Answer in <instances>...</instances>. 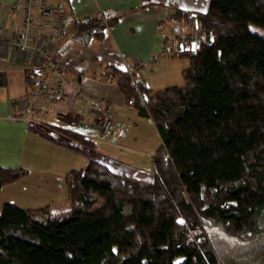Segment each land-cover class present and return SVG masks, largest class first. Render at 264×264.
<instances>
[{
	"label": "trees",
	"instance_id": "trees-1",
	"mask_svg": "<svg viewBox=\"0 0 264 264\" xmlns=\"http://www.w3.org/2000/svg\"><path fill=\"white\" fill-rule=\"evenodd\" d=\"M166 19L201 35L175 53L186 61L179 85L151 90L120 69L105 74L159 137L150 179L90 160L64 176L66 214L3 203L0 264H219L204 226L255 232L264 210V38L248 26L264 29V0H208L204 13L173 9ZM54 130L94 149L77 132ZM26 174L0 167V188Z\"/></svg>",
	"mask_w": 264,
	"mask_h": 264
},
{
	"label": "crops",
	"instance_id": "crops-1",
	"mask_svg": "<svg viewBox=\"0 0 264 264\" xmlns=\"http://www.w3.org/2000/svg\"><path fill=\"white\" fill-rule=\"evenodd\" d=\"M14 1L0 0V4L6 7ZM47 1L62 3L66 11L64 38L52 48L58 49L67 74L74 78V86L86 99L101 100L103 107L98 111L80 109L79 97L68 87L65 96L47 111L33 113L26 121L12 119L16 110L10 104L30 94L28 77L39 60L0 45V167L27 170L24 177L0 188V206H47L51 213L63 215L68 210L64 176L90 160L116 173L127 170L135 179L144 174L150 178L149 156L159 145V137L149 119L135 116L124 105L122 95L105 74L109 67L120 69L123 60H143L147 66L138 79H146L148 88L179 85V72L186 61L164 53L158 30L163 28L171 34L181 30L180 25L186 28L185 22L167 20L168 12L179 9L204 13L208 0ZM6 11L0 14L1 25L8 23L9 30L18 28L17 13ZM41 28L37 17L33 29L36 33ZM186 48L194 49L195 45ZM30 97L33 101L34 97ZM105 111L118 124L109 143L102 142L99 127ZM54 128L83 135L94 143V149L70 144Z\"/></svg>",
	"mask_w": 264,
	"mask_h": 264
},
{
	"label": "built area",
	"instance_id": "built-area-1",
	"mask_svg": "<svg viewBox=\"0 0 264 264\" xmlns=\"http://www.w3.org/2000/svg\"><path fill=\"white\" fill-rule=\"evenodd\" d=\"M0 7L6 10H19L21 13L19 28L5 31L0 24V45L12 47L24 54L33 55L39 60V64L28 77V84L31 86L30 94L12 100L10 104L16 110L14 116L11 115L12 119L26 121L33 113L47 111L52 104L65 96V90L68 87L79 97L80 109L88 107L98 111L103 107L101 100L86 99L77 86H74V78L67 74L58 55V49L54 50L52 48L54 45L58 46L65 35L66 11L62 3H49L47 0H15L11 5L3 7L0 4ZM37 17L41 19L42 28L35 33L33 26ZM46 26H49L51 30L46 31L43 28ZM158 35L165 49L167 38L160 28ZM200 36L199 30H197L190 35V38L192 42H197ZM176 38H179L180 44H184L186 41V38L179 37L174 32L172 40ZM146 66L147 63L143 60L131 62L123 60L120 63V70L129 78L130 84L135 87L139 74H142ZM140 81L143 86L147 83L143 79ZM30 95L34 97L33 101ZM22 110L24 111L23 113ZM102 113V119L99 124L101 140L104 143H109L114 133L117 132V121L111 113L106 111Z\"/></svg>",
	"mask_w": 264,
	"mask_h": 264
},
{
	"label": "rangeland",
	"instance_id": "rangeland-1",
	"mask_svg": "<svg viewBox=\"0 0 264 264\" xmlns=\"http://www.w3.org/2000/svg\"><path fill=\"white\" fill-rule=\"evenodd\" d=\"M4 10L5 9L0 7L1 15L3 14L1 12H3ZM13 11L14 13H17L18 16L17 20L20 22L21 13L19 12V10L9 9L6 12L10 13ZM2 26L5 31L9 30L8 23L7 24L4 23ZM19 26L20 25H18V28ZM186 26L187 27L184 28L183 25H180L181 30L175 31V33L179 37L186 38L184 44H180L181 42L179 38L172 40V36L174 34L173 31H171V34H169L166 33L165 30H162L163 28H160L161 32L167 38V43L165 44V50H164L165 54H167L168 56L171 54L175 55V53L178 50L186 48L187 46H189V44H195L192 42L190 35H192L195 31L199 29L197 27H194V25L186 24ZM49 29L50 27L48 26L47 30ZM248 30L264 38L263 28L254 25H249ZM145 87H147V83ZM121 173L129 178H132L127 170H122ZM149 179L150 178H147L145 174L139 178H136V180L142 182L148 181ZM60 210H62V208ZM61 213L62 212H59V214L52 212V215L58 216L61 215ZM203 231L208 238L209 244L212 247V250L214 251V254L219 264H263L264 263V210L261 211V214L259 216L258 226L253 234L241 235L238 237H230L223 234L217 227L211 226L210 224L204 226Z\"/></svg>",
	"mask_w": 264,
	"mask_h": 264
}]
</instances>
